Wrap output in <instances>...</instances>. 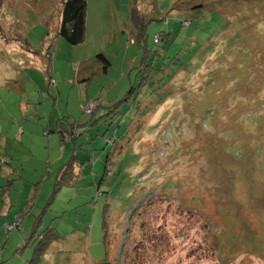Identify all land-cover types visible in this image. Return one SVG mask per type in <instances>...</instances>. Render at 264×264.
I'll return each mask as SVG.
<instances>
[{
  "label": "rangeland",
  "instance_id": "374dc122",
  "mask_svg": "<svg viewBox=\"0 0 264 264\" xmlns=\"http://www.w3.org/2000/svg\"><path fill=\"white\" fill-rule=\"evenodd\" d=\"M209 1L0 0V264H264V0Z\"/></svg>",
  "mask_w": 264,
  "mask_h": 264
},
{
  "label": "trees",
  "instance_id": "16d2710c",
  "mask_svg": "<svg viewBox=\"0 0 264 264\" xmlns=\"http://www.w3.org/2000/svg\"><path fill=\"white\" fill-rule=\"evenodd\" d=\"M216 1H218V0H210L209 3L213 2L216 4ZM87 3H88V0H62V14H61V23H60V28H59V35L62 36L67 42H69L72 45L81 44L85 41V38H86ZM190 3L191 4H189V5L190 6L192 5V6L189 8V10L195 16H200L203 8L208 7V6H206V4L208 2H205V0H195V1L190 0ZM253 3L254 2H252L251 5ZM224 6H226V5H221V8L223 9ZM228 9H230V7H228ZM186 22H189L187 28L190 27L192 24V20H189V19L185 20L182 23V25H184V23H186ZM233 24L234 23L232 22L231 27ZM248 30L250 31L249 28H248ZM234 36L237 40H240L238 33H234ZM48 56H49V53H48ZM95 61L97 63L103 64V72L104 73H106L108 71V68L110 66V61L103 54L97 55L95 57ZM89 68H91V66L88 68H85V70L87 72H89ZM48 71H50V70H48ZM50 79H51V77H50ZM97 107H98V105L96 106V110L93 113H91L92 115L97 111ZM210 112H212V114H213L214 110L206 111L204 118L201 120L204 121V119H206V117L209 115ZM255 112H258V109ZM88 114H90V113H88ZM212 114H210V115H212ZM57 122H58V120H57ZM58 124L61 125V123H59V122H58ZM77 130H78L77 128L72 126V128L70 130H68V132L64 131V129H62V130L57 129L56 133L59 134L60 141L63 144L67 140L75 139L77 134H78ZM257 150H262V149L259 146H257V148L254 151L255 152L254 155L258 152ZM237 153H238L237 155H241L240 152H237ZM235 157L238 158L239 156L238 157L235 156ZM74 161H77V159L75 157H72L71 161H69L66 165L63 166V170H62L61 175H60L61 178H59L57 180V183H56L57 189H59L63 185H69L72 183L73 179L75 178L74 167H75V164L77 163V162L75 163ZM17 228H18V225H17L16 229ZM45 231H46V235H43L42 238L40 235V239L37 242L36 253H35L34 258L31 262L39 260L40 259L39 253L46 249V246L49 242H52L53 240L56 239L57 234L55 233L56 231L53 228L48 227V228H46Z\"/></svg>",
  "mask_w": 264,
  "mask_h": 264
},
{
  "label": "built area",
  "instance_id": "2783aa9c",
  "mask_svg": "<svg viewBox=\"0 0 264 264\" xmlns=\"http://www.w3.org/2000/svg\"><path fill=\"white\" fill-rule=\"evenodd\" d=\"M86 113H93L96 110V105H92V104H88L85 106L84 108ZM17 226H15L14 228H16Z\"/></svg>",
  "mask_w": 264,
  "mask_h": 264
}]
</instances>
